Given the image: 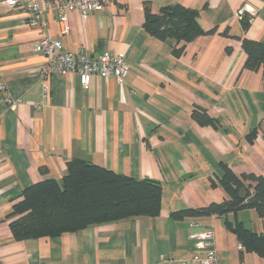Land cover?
I'll list each match as a JSON object with an SVG mask.
<instances>
[{
	"label": "crops",
	"instance_id": "1",
	"mask_svg": "<svg viewBox=\"0 0 264 264\" xmlns=\"http://www.w3.org/2000/svg\"><path fill=\"white\" fill-rule=\"evenodd\" d=\"M0 0V264H172L196 251L191 222L214 225L217 264H264L229 223L264 236L254 208L223 215H178L220 203L226 168L264 176V73L245 67L243 40L264 43V0H109L85 20L68 13L60 34L45 12L48 33L66 49L97 56L122 52L130 70L119 82L93 75L88 89L73 72L41 78L39 32L26 14ZM42 8L46 0H38ZM255 14L244 27L237 11ZM184 6L198 12L204 34L185 43L144 27L146 11ZM214 30V31H213ZM13 102L7 104L6 98ZM215 119L200 124L195 110ZM162 186L156 215L126 217L57 236L18 241L10 214L26 187L67 173L73 160Z\"/></svg>",
	"mask_w": 264,
	"mask_h": 264
},
{
	"label": "trees",
	"instance_id": "2",
	"mask_svg": "<svg viewBox=\"0 0 264 264\" xmlns=\"http://www.w3.org/2000/svg\"><path fill=\"white\" fill-rule=\"evenodd\" d=\"M198 12L184 6L164 7L158 14L146 11L145 29L159 37H173L188 43L204 34L197 21ZM244 19V27L249 24ZM214 31V30H213ZM245 67L262 69L264 43L243 40ZM194 118L204 125L216 126L205 109L195 110ZM227 198L199 210L177 211L178 215L212 213L223 215L254 208L264 218V176L237 174L226 168L219 178ZM162 186L150 179L138 180L106 167L83 160L69 163L62 181L46 178L23 191L15 201L9 226L16 240L51 237L90 225L117 221L139 215H156L161 209ZM243 248L264 257V236L246 229L241 223H229Z\"/></svg>",
	"mask_w": 264,
	"mask_h": 264
},
{
	"label": "built area",
	"instance_id": "3",
	"mask_svg": "<svg viewBox=\"0 0 264 264\" xmlns=\"http://www.w3.org/2000/svg\"><path fill=\"white\" fill-rule=\"evenodd\" d=\"M109 0H46L44 8L38 0H2L1 4L23 11L29 25L39 32L38 40L33 44L34 51L43 54L45 60L41 66V78L46 79L57 73H76L85 89H88L93 75L115 76L119 82L130 70L127 56L122 52L105 51L90 56L84 51L73 52L65 48L62 39L53 38L48 33L49 21L45 12L56 13L61 24L60 34L66 36L71 29L68 13L77 12L87 19L93 12L103 11ZM254 8L243 5L238 11L239 18L247 14L252 18ZM1 65V59H0ZM0 90L8 94L7 86L0 83ZM7 104L13 102L6 98ZM191 228L196 238L195 253L183 262L172 264H217L216 231L214 225L199 226L192 221Z\"/></svg>",
	"mask_w": 264,
	"mask_h": 264
}]
</instances>
